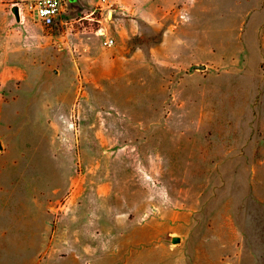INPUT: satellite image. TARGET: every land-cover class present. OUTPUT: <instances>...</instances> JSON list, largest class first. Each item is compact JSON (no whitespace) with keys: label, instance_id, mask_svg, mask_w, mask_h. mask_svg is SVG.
<instances>
[{"label":"rangeland","instance_id":"obj_1","mask_svg":"<svg viewBox=\"0 0 264 264\" xmlns=\"http://www.w3.org/2000/svg\"><path fill=\"white\" fill-rule=\"evenodd\" d=\"M241 1L0 0V264H264Z\"/></svg>","mask_w":264,"mask_h":264},{"label":"crops","instance_id":"obj_2","mask_svg":"<svg viewBox=\"0 0 264 264\" xmlns=\"http://www.w3.org/2000/svg\"><path fill=\"white\" fill-rule=\"evenodd\" d=\"M243 2H247L246 0ZM242 1L240 3H243ZM238 6H242L238 5ZM247 4L244 5V10H246ZM251 9L250 13L247 15L245 12L242 16V25L239 26V32L237 38L241 36L243 40V46L245 52H260V46H264V37L259 36L263 33L264 25V1H256L252 3L249 7ZM114 37V36H113ZM119 37V36H118ZM116 45L122 47L123 41L119 42V38L114 37ZM259 49V50H258ZM119 52H128L127 50L122 49L118 50Z\"/></svg>","mask_w":264,"mask_h":264},{"label":"built area","instance_id":"obj_3","mask_svg":"<svg viewBox=\"0 0 264 264\" xmlns=\"http://www.w3.org/2000/svg\"><path fill=\"white\" fill-rule=\"evenodd\" d=\"M13 5L24 4L32 10L35 20L42 26L50 27L55 24L64 10V5L67 0H11ZM104 37L106 46L115 45L116 41L112 36H109L106 31L100 33Z\"/></svg>","mask_w":264,"mask_h":264},{"label":"water","instance_id":"obj_4","mask_svg":"<svg viewBox=\"0 0 264 264\" xmlns=\"http://www.w3.org/2000/svg\"><path fill=\"white\" fill-rule=\"evenodd\" d=\"M14 13L15 14H19V8L18 7H15L14 8ZM177 240V238L174 239V242Z\"/></svg>","mask_w":264,"mask_h":264}]
</instances>
